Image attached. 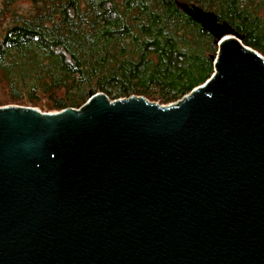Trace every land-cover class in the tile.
I'll return each mask as SVG.
<instances>
[{
    "label": "water",
    "instance_id": "obj_1",
    "mask_svg": "<svg viewBox=\"0 0 264 264\" xmlns=\"http://www.w3.org/2000/svg\"><path fill=\"white\" fill-rule=\"evenodd\" d=\"M176 102L0 106V264H264V57L216 14Z\"/></svg>",
    "mask_w": 264,
    "mask_h": 264
},
{
    "label": "trees",
    "instance_id": "obj_2",
    "mask_svg": "<svg viewBox=\"0 0 264 264\" xmlns=\"http://www.w3.org/2000/svg\"><path fill=\"white\" fill-rule=\"evenodd\" d=\"M0 1L6 101L43 111L80 108L96 92L166 104L203 84L218 47L182 4L214 12L264 57V0Z\"/></svg>",
    "mask_w": 264,
    "mask_h": 264
},
{
    "label": "rangeland",
    "instance_id": "obj_3",
    "mask_svg": "<svg viewBox=\"0 0 264 264\" xmlns=\"http://www.w3.org/2000/svg\"><path fill=\"white\" fill-rule=\"evenodd\" d=\"M0 5H1V1H0ZM1 29H2V26L0 25V31H1ZM217 53V52H216ZM127 98V97H126ZM8 99V96H7V92H6V90H5V88H3L1 85H0V102H4V104H0V106H6V105H18V104H12V103H8L6 100ZM123 99V98H122ZM147 99V98H146ZM147 100H149V101H153V100H150V99H147ZM178 101V100H177ZM153 102H157L158 104H160V105H167V104H169V103H166V104H163V103H160V102H158V101H153ZM174 102H176V101H174ZM171 103H173V102H171ZM21 106H23V105H21ZM41 111H43V110H41ZM43 112H48V111H43Z\"/></svg>",
    "mask_w": 264,
    "mask_h": 264
}]
</instances>
